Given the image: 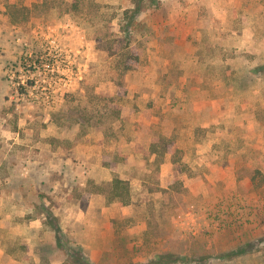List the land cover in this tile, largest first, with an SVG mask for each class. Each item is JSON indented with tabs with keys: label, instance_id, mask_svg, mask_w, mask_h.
<instances>
[{
	"label": "rangeland",
	"instance_id": "1",
	"mask_svg": "<svg viewBox=\"0 0 264 264\" xmlns=\"http://www.w3.org/2000/svg\"><path fill=\"white\" fill-rule=\"evenodd\" d=\"M131 7L0 0V264H264V0Z\"/></svg>",
	"mask_w": 264,
	"mask_h": 264
},
{
	"label": "trees",
	"instance_id": "2",
	"mask_svg": "<svg viewBox=\"0 0 264 264\" xmlns=\"http://www.w3.org/2000/svg\"><path fill=\"white\" fill-rule=\"evenodd\" d=\"M131 3H132V7L125 9L123 12V13L129 12L128 21L126 22V24L123 25V29H122L125 32L126 36H130V31H131V28H129L130 24L133 22L134 19L137 18V15L140 14L144 8L157 5V0H131ZM257 69H264V64L259 66ZM168 256L170 257L167 258L166 254H157L154 256V261L152 263L147 262L140 264H166L178 260V257L176 256H172V255H168ZM77 261L78 264H88L87 261L83 260L82 258L77 259Z\"/></svg>",
	"mask_w": 264,
	"mask_h": 264
},
{
	"label": "crops",
	"instance_id": "3",
	"mask_svg": "<svg viewBox=\"0 0 264 264\" xmlns=\"http://www.w3.org/2000/svg\"><path fill=\"white\" fill-rule=\"evenodd\" d=\"M29 227H38V225L35 224V222H32L31 224H29Z\"/></svg>",
	"mask_w": 264,
	"mask_h": 264
}]
</instances>
